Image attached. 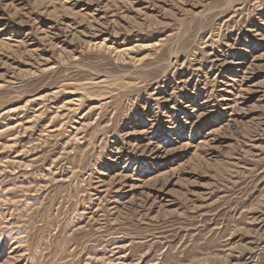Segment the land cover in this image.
I'll return each instance as SVG.
<instances>
[{
	"label": "rangeland",
	"instance_id": "obj_1",
	"mask_svg": "<svg viewBox=\"0 0 264 264\" xmlns=\"http://www.w3.org/2000/svg\"><path fill=\"white\" fill-rule=\"evenodd\" d=\"M0 264H264V0H0Z\"/></svg>",
	"mask_w": 264,
	"mask_h": 264
}]
</instances>
